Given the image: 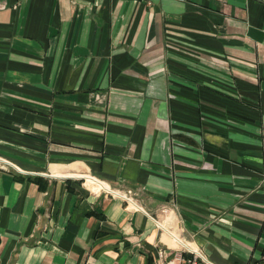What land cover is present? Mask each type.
I'll use <instances>...</instances> for the list:
<instances>
[{"label":"crops","instance_id":"obj_1","mask_svg":"<svg viewBox=\"0 0 264 264\" xmlns=\"http://www.w3.org/2000/svg\"><path fill=\"white\" fill-rule=\"evenodd\" d=\"M172 220L264 264V0H0V264H155Z\"/></svg>","mask_w":264,"mask_h":264},{"label":"built area","instance_id":"obj_2","mask_svg":"<svg viewBox=\"0 0 264 264\" xmlns=\"http://www.w3.org/2000/svg\"><path fill=\"white\" fill-rule=\"evenodd\" d=\"M131 190L128 189L124 193H116L125 199L127 202H132ZM167 209L164 207L162 209L165 212ZM172 225L169 226L161 222H157L160 226L161 232L169 237L173 241V245L169 243H164V246H160L157 249V253L154 257L155 264H216L204 255V253L196 247H192L190 242L182 235L178 224L175 220H172ZM177 231V233H175Z\"/></svg>","mask_w":264,"mask_h":264},{"label":"bare ground","instance_id":"obj_3","mask_svg":"<svg viewBox=\"0 0 264 264\" xmlns=\"http://www.w3.org/2000/svg\"><path fill=\"white\" fill-rule=\"evenodd\" d=\"M72 167H74L73 165H70V166H67V167H62V168H58V169H54V170H52V173L54 174V175H56V174H58V172H62V171H66L67 169H71ZM67 172H69V173H74L73 171H67ZM164 226V225H163ZM175 233H177V231H175ZM164 240H167V243H169V244H174L173 243V241H171L170 239H169V237H167V236H164ZM193 247V246H192ZM194 249H196V247H194Z\"/></svg>","mask_w":264,"mask_h":264},{"label":"rangeland","instance_id":"obj_4","mask_svg":"<svg viewBox=\"0 0 264 264\" xmlns=\"http://www.w3.org/2000/svg\"><path fill=\"white\" fill-rule=\"evenodd\" d=\"M54 170V169H53Z\"/></svg>","mask_w":264,"mask_h":264}]
</instances>
